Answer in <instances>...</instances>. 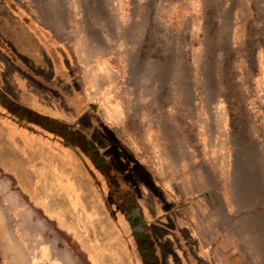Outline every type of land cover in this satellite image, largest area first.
Listing matches in <instances>:
<instances>
[{
    "label": "rangeland",
    "instance_id": "rangeland-1",
    "mask_svg": "<svg viewBox=\"0 0 264 264\" xmlns=\"http://www.w3.org/2000/svg\"><path fill=\"white\" fill-rule=\"evenodd\" d=\"M17 3L67 52L48 54L50 59L22 25L0 20V95L9 111L17 108L27 120L35 114L47 125L54 112L45 95L67 107L76 130L89 131L94 154L103 149V159L121 162L122 185L135 192L143 214L136 222L158 236L160 264H181L179 258L186 264H264V0ZM57 69L63 77L54 86ZM73 77L89 92L98 118L77 119ZM36 86L49 91L40 102ZM8 118L0 106V122ZM93 125L106 128L96 134ZM20 132L0 123V149L15 146L11 157L22 163L35 156L26 150L32 134ZM8 174L0 166V211L22 245L25 206ZM98 184L109 194L105 182ZM177 209L179 226L168 225ZM115 212L132 236L125 214ZM159 226L171 237L156 231ZM168 241L182 255L174 257ZM222 246H229L225 254ZM117 259L142 264L136 248L131 256L127 246ZM0 264H12L2 246Z\"/></svg>",
    "mask_w": 264,
    "mask_h": 264
},
{
    "label": "crops",
    "instance_id": "crops-1",
    "mask_svg": "<svg viewBox=\"0 0 264 264\" xmlns=\"http://www.w3.org/2000/svg\"><path fill=\"white\" fill-rule=\"evenodd\" d=\"M35 20L34 23L43 26L56 39L57 36L42 25L37 17ZM40 45L38 44L42 50L44 45ZM58 72L59 69L54 70L55 77H63L62 73ZM70 81L79 91L76 100V104L80 107L77 119L80 116L84 120L98 118V113L90 110L89 92L74 78ZM55 83L53 81L54 86H59V83ZM20 87L23 89L21 85ZM35 90L37 94L33 96L39 102L38 96L42 99L44 93H49L48 89L42 90L37 86ZM45 96L48 97L49 102H52L47 105H51L54 112L50 115L51 118L46 119L47 125L41 124L40 116L35 114L33 120L23 118L17 108L9 112L10 117L19 118L17 122L5 123L2 120L0 122L4 128L14 124L21 130V134H32L34 138H29L32 142L27 143L26 150H28L27 154L35 157L23 159L22 163H19L21 158L16 160L11 157L10 150L17 149L15 146L8 145L0 149V166L13 177L18 202L25 206L19 218V225L22 226H19L18 239L25 247L30 264H119L117 257L124 244L121 237V223L115 214L116 207L107 205L99 192L95 183L98 178L96 180L93 178L91 164L84 157L81 149L61 144L52 136L53 123H59L63 119L74 122L76 119L67 107L54 104L49 94ZM20 120L24 123L22 126L18 124ZM75 127L74 130L77 128ZM79 132L90 141L89 131ZM104 141L106 142V138ZM31 149L35 150L34 155ZM98 150L102 156L105 155L103 149L98 148ZM105 160L115 167L122 166L121 162L117 165L107 158ZM17 170L16 176L14 174ZM167 236L171 237L169 234ZM253 245L255 249L260 246L258 241ZM223 246L219 248L222 253L229 247ZM177 249L178 255L181 254L179 247ZM239 254L237 253L236 256ZM32 259L35 260L34 263ZM220 259L223 260L221 257ZM243 261L245 260L242 259L241 262Z\"/></svg>",
    "mask_w": 264,
    "mask_h": 264
},
{
    "label": "flooded vegetation",
    "instance_id": "flooded-vegetation-1",
    "mask_svg": "<svg viewBox=\"0 0 264 264\" xmlns=\"http://www.w3.org/2000/svg\"><path fill=\"white\" fill-rule=\"evenodd\" d=\"M0 99V106L7 111V117H9V103L6 100V97L2 94L0 95ZM14 120L18 121L19 118L16 117ZM76 123L77 122L75 120L72 122L69 119H63V121H59V123H53L51 126L52 136L61 144L72 145L81 149L84 157L87 159L89 164H91L93 178L95 180L98 178L97 180H102L107 184L109 194L115 201L117 209L125 214L132 229L136 227H147V229L143 230H132V233L134 234L133 243L136 250L139 252L142 264H160L161 260L158 257L157 250V247H159L158 236L156 234H151L152 231L149 225L136 222V220L142 218L143 214L138 205L137 198H135V192L133 193V191L128 190L122 185L127 184L125 183L127 182V179L121 176L123 172H118L117 167L111 165L108 161L103 159L101 152L96 150L94 154V151L91 150V146H94V142H92V140L88 141L85 138V135L83 136V134L79 132L80 130L73 129L76 126ZM92 128L96 131V134H100L106 126L103 125V127L100 128L93 125ZM95 155L98 157L94 158ZM171 219L172 221L169 222L168 225H173L174 223V225L179 226L178 222L181 219V214L178 209L171 215ZM164 222L165 221L162 222V225ZM182 228L189 229V227L185 226ZM155 229L156 231H161L166 235H170L164 227L159 226ZM189 235L192 236L191 231H189ZM194 242L196 248L199 250V248H201L200 243L197 245V241L195 239ZM168 244L171 246L170 252L174 257H177L178 253L175 244L169 241ZM179 260L181 264H186L184 258L183 261H181V258H179Z\"/></svg>",
    "mask_w": 264,
    "mask_h": 264
},
{
    "label": "trees",
    "instance_id": "trees-1",
    "mask_svg": "<svg viewBox=\"0 0 264 264\" xmlns=\"http://www.w3.org/2000/svg\"><path fill=\"white\" fill-rule=\"evenodd\" d=\"M0 9H1L0 10V20L6 21V22H12V23L16 22V23L22 25L25 33H27V35H29L31 38H33V40L37 44H39V46H41L40 44L44 45L42 50L44 49L43 52L45 54H47V55L51 54V53H56V54H61V55L66 54V52H67L66 49L64 47H62V45H60L58 43V41L43 26H41L38 23H34V21H36L35 17L32 14H30L25 8L20 7L19 3L16 4V0H0ZM2 43L5 44L3 41H2ZM48 57L50 59H52V57L50 55H48ZM61 70L62 69H59V71H61ZM61 73H63V72H61ZM52 78H54L55 80H58V77H55L54 73L52 75ZM55 80H53V81L55 82ZM57 82H59V80ZM9 112H11V111H9ZM9 121L15 122L14 117H12V116L10 117V115H9V118L7 119V121L5 123H8ZM18 124H21V126H22L24 123H22V121L20 120L18 122ZM33 130H34V128H33ZM100 181L96 180V182H95L98 186V189L99 188L101 189V187L98 184ZM100 189H99V192L101 193L103 198L106 200L107 205L113 206L114 204L111 203V199H110L109 194H107L105 190L103 191V189L102 190H100ZM114 207H116V206L114 205ZM116 209H117V207H116ZM118 211H119V213H121L120 210H118ZM124 220H125V222H127V218ZM119 221H120V219H119ZM116 222H117V220H116ZM120 223H121V221H120ZM121 231H122L121 237H122L123 244H124L123 246H127L128 249H130L131 256H132L133 250L135 251V245L133 243L134 234L132 233V236L129 237V235H127V230L124 229V226L122 225V223H121ZM137 259L139 260L138 256H136V260ZM135 264H136V262H135Z\"/></svg>",
    "mask_w": 264,
    "mask_h": 264
},
{
    "label": "bare ground",
    "instance_id": "bare-ground-1",
    "mask_svg": "<svg viewBox=\"0 0 264 264\" xmlns=\"http://www.w3.org/2000/svg\"><path fill=\"white\" fill-rule=\"evenodd\" d=\"M26 221L29 222L28 220ZM0 246H2L5 255L8 257V259L12 264H29V259L26 255L25 250L23 249V246L18 242L15 243V241L13 240V234L8 229V226L5 223V218L1 213V211H0Z\"/></svg>",
    "mask_w": 264,
    "mask_h": 264
},
{
    "label": "water",
    "instance_id": "water-1",
    "mask_svg": "<svg viewBox=\"0 0 264 264\" xmlns=\"http://www.w3.org/2000/svg\"><path fill=\"white\" fill-rule=\"evenodd\" d=\"M143 229H147V227H136V228H133L132 230H143Z\"/></svg>",
    "mask_w": 264,
    "mask_h": 264
}]
</instances>
